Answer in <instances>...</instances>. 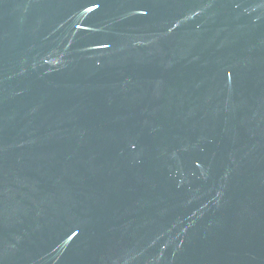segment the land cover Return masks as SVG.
Listing matches in <instances>:
<instances>
[{
  "label": "water",
  "instance_id": "obj_1",
  "mask_svg": "<svg viewBox=\"0 0 264 264\" xmlns=\"http://www.w3.org/2000/svg\"><path fill=\"white\" fill-rule=\"evenodd\" d=\"M0 264H264V0H0Z\"/></svg>",
  "mask_w": 264,
  "mask_h": 264
}]
</instances>
